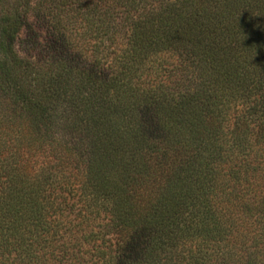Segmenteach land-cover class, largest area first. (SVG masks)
<instances>
[{"label":"trees","instance_id":"16d2710c","mask_svg":"<svg viewBox=\"0 0 264 264\" xmlns=\"http://www.w3.org/2000/svg\"><path fill=\"white\" fill-rule=\"evenodd\" d=\"M0 7V264H264V0Z\"/></svg>","mask_w":264,"mask_h":264},{"label":"rangeland","instance_id":"374dc122","mask_svg":"<svg viewBox=\"0 0 264 264\" xmlns=\"http://www.w3.org/2000/svg\"><path fill=\"white\" fill-rule=\"evenodd\" d=\"M1 8V7H0ZM24 34L25 33H22L21 34V38H23L24 37ZM19 46H18V48H19V50L20 49H22V46L23 45H20V43L18 44ZM3 109H4V107H2ZM29 119L26 117V115H23L22 117H20L19 119H17V121H16V126L19 128V129H21V130H23V131H25V130H27V128H28V125H29V121H28Z\"/></svg>","mask_w":264,"mask_h":264}]
</instances>
